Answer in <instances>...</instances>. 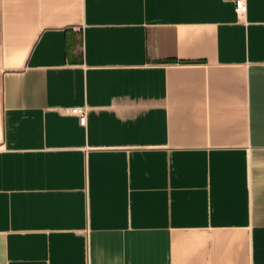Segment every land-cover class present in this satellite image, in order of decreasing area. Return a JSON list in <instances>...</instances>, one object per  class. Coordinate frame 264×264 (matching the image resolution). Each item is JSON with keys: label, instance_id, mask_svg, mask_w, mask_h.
Segmentation results:
<instances>
[{"label": "crops", "instance_id": "crops-1", "mask_svg": "<svg viewBox=\"0 0 264 264\" xmlns=\"http://www.w3.org/2000/svg\"><path fill=\"white\" fill-rule=\"evenodd\" d=\"M245 3L0 0V264H264Z\"/></svg>", "mask_w": 264, "mask_h": 264}, {"label": "built area", "instance_id": "built-area-1", "mask_svg": "<svg viewBox=\"0 0 264 264\" xmlns=\"http://www.w3.org/2000/svg\"><path fill=\"white\" fill-rule=\"evenodd\" d=\"M246 0H231V7H232V11L234 12V14L239 17L241 16L244 11H245V6H246ZM65 112L69 113V114H73L76 116L77 118V122L79 124H83L84 123V113H85V108L84 106H68L66 108H64Z\"/></svg>", "mask_w": 264, "mask_h": 264}]
</instances>
